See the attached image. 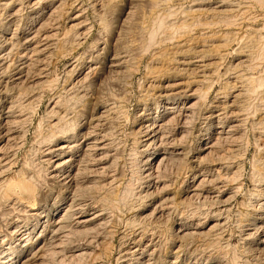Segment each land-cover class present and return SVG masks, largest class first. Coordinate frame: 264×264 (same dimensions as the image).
Segmentation results:
<instances>
[{
	"label": "rangeland",
	"instance_id": "374dc122",
	"mask_svg": "<svg viewBox=\"0 0 264 264\" xmlns=\"http://www.w3.org/2000/svg\"><path fill=\"white\" fill-rule=\"evenodd\" d=\"M2 1L13 7L0 9V26L8 25L4 33L7 34L3 38L4 34H0V41L9 38L15 29L25 27L30 15L39 12L32 13L33 9H30L33 7L27 0ZM222 1L230 4L226 10L233 9V15L238 13L236 8H240L237 25L229 27L236 36L228 43L223 61H210L207 69H191L193 71L184 70L177 62L170 61L173 56L176 59L186 57L184 53L173 55L176 45L179 49L196 48L200 54L215 44L216 40L204 43L203 38L197 36L192 41L178 35L172 42L152 43L146 48L148 24L158 14L169 11L172 16L168 20L182 21L187 16L184 13L193 7L195 19L203 24L218 19L212 8ZM196 4L194 0H169L166 9L158 12L151 8L150 0H57L53 7H57L54 18L51 17L46 26V32L51 36L47 41L39 39V45H43L39 46L41 53L19 60L24 48L17 45L4 61L0 59V117L12 116L8 121L12 134L8 142H0L3 158L0 178L4 179L0 180V253L4 247L2 241L15 240V236L10 235L14 230L21 228L24 232L22 227L30 228L34 223V218L24 214L26 207L30 206L41 208L45 216L62 215L67 209L71 210V218L60 231L62 235L48 232L43 238L36 239L37 232H34L27 248L20 249L30 250L31 254L41 247V256L47 260L44 262L43 259V264H58L63 259L64 264H137L133 262L136 258L147 261V264H264V215L260 211L264 202V83L262 86L257 84L261 77L264 80V3L259 4L257 0H207L202 5ZM77 14L79 20L72 22ZM194 28L196 33L201 29L199 24ZM205 31L217 29L213 27ZM217 43L218 40L215 45ZM260 47L263 50L261 57L258 55ZM159 52L167 54L164 62L154 60L152 55ZM113 57L124 60L120 71H109L108 61ZM160 59L163 58L160 56ZM160 62L171 72L165 78L160 76L154 80L150 72L154 71V66L157 70ZM195 64L197 67L202 63ZM21 65L27 66L23 79L14 81ZM240 72L254 79L253 92L250 90L246 98L236 103L237 107L232 105L225 109L229 112H221L223 125L213 126L215 129L224 126L228 133L219 135L218 129L214 131L213 126L207 124L208 112L213 102H224L223 98L230 90L224 92L222 89ZM205 75L211 78L208 84L202 81ZM190 78L199 82L193 87L196 89L194 97L200 100L201 93L207 92L204 98L197 100L191 122L184 126L172 121L164 131L163 144L147 145L143 123L155 116L157 106L156 96L148 92V88L154 83L155 86L158 84L157 87L170 85L169 90L177 91V88L186 86ZM173 84H177L176 87L173 88ZM57 102L60 105H54ZM239 104L242 105L240 108ZM59 119L65 120H61V124L69 125V131L56 134L58 140L70 139L73 133H76L78 144L83 143V136L89 139L84 142L87 146L79 145L74 151L80 178L78 185L70 189L51 178L52 168L46 161L48 158H44L48 144L45 142L51 133L49 126ZM228 121L235 122L232 125ZM230 126L235 127L230 129ZM2 132L4 130L0 127L1 135ZM204 134L205 139L207 134L219 135L213 137V142L220 138L217 145L207 151H201L206 147L200 140ZM95 140L104 146L102 150L88 147V143ZM172 148L181 150V155H167L165 149ZM153 154H159L160 164L152 162L150 156ZM8 178H13L15 183L27 184L32 195L19 188L4 195L3 182ZM77 215L97 218L86 229L80 230L74 228ZM45 220L43 218L42 222ZM180 227H183L182 232H178ZM35 241L38 245L33 248ZM139 242L142 244L136 256L124 254ZM77 248L85 252V257L80 260L71 257ZM52 252L55 256L51 259Z\"/></svg>",
	"mask_w": 264,
	"mask_h": 264
},
{
	"label": "bare ground",
	"instance_id": "6f19581e",
	"mask_svg": "<svg viewBox=\"0 0 264 264\" xmlns=\"http://www.w3.org/2000/svg\"><path fill=\"white\" fill-rule=\"evenodd\" d=\"M31 7L30 10L33 9V12L34 13L36 10L39 12H35L34 14L30 15L31 17H29V21L26 23V26L21 28H17L14 30V32L12 33V35H10L9 38H5L4 37V40H1L0 41V59L2 61L5 60V57H7L8 55H10L12 52V50L17 46V45H20L21 47H23V54L21 57H19V60L20 59H25L27 55H30L29 57H31L32 54H40L41 52L39 51V46H43V45H39L41 43V41L39 40L40 38H43L44 41H47L50 36L48 35L49 33L46 32V26H47V23L49 22V20L53 17V15H55V8L54 7V4L57 0H27ZM169 0H150V4H151V8H153V10H163L165 8V5L168 3ZM180 1V0H179ZM193 1V0H192ZM260 3H264V0H257ZM195 3H198L196 4V6L198 5H202L204 3L207 2V0H194ZM241 2V1H240ZM59 4V3H58ZM170 5V4H169ZM192 5V4H191ZM190 5V6H191ZM209 5H211L209 3ZM230 5V4H229ZM226 1H222V2H219L217 3L216 7L215 8H212L213 11H215V15L218 16V19L217 20H213L212 22H207V23H201L200 22L198 23L197 20L195 19L194 17V12H196V10H193V7L192 8H189L184 14H187V16L185 17L184 20L182 21H178V20H168L171 16H172V12H169V11H165L163 12V14H158V16H154L155 18H153V21L151 24H148L149 26L147 27V34H148V38H149V41L147 40V45H146V48L148 45L152 44V43H156V45L158 44H165V43H162V42H165L168 40V42H172L174 41L173 39L175 38H178L177 36L178 35H181V37H186L185 39H188V40H192L194 41L196 37L194 36H197V37H201L203 39H201L204 43L208 42V41H211L212 40H216L215 41V44L218 40V45H215V44H212L210 47H207L206 49H203V51L199 54L198 52L195 51V49H191V48H188V47H185L181 49H179V46H175L174 48V51H173V55H177V53H184V55L186 56L185 58L183 59H176L174 56L173 58L170 59L173 60L174 62H177L179 66L182 67V69H186V70H190V71H193L194 69H207L209 66H210V61H213L214 62H218V61H221L225 55V51L228 47V43L231 41L232 38H234L236 36L235 33H231V31H229V27L230 26H236V22L238 21V13L240 12V8H236L237 9V12L236 15H233L232 13L234 12L233 9H230V11L226 10V8H228L229 6ZM233 5V3H232ZM239 5V4H238ZM262 5V4H261ZM260 5V6H261ZM264 5V4H263ZM29 6V5H28ZM47 6V7H46ZM215 6V4H214ZM240 6V5H239ZM10 7H13L12 4L10 3H6L2 0H0V9H7V8H10ZM211 7V6H210ZM179 8V7H178ZM202 8V7H201ZM209 8V7H208ZM46 9H48L49 12H45L47 11ZM166 9V8H165ZM170 9V7L168 8ZM205 10V8H204ZM172 11V10H171ZM211 11V10H210ZM228 11V12H227ZM236 11V10H235ZM77 12V10H76ZM80 12V11H79ZM152 12H155V11H152ZM151 12V13H152ZM174 12V11H173ZM183 12V11H182ZM231 12L232 15H229V13ZM178 13V12H177ZM154 14V13H153ZM183 14V13H182ZM72 15V14H71ZM174 15V13H173ZM177 15V14H176ZM213 15V14H212ZM211 15V16H212ZM58 16V15H57ZM79 14L73 16L72 18V22L73 21H76V20H79L78 17ZM183 16V15H182ZM1 18V17H0ZM199 18V16H198ZM52 21V20H51ZM203 21V20H202ZM208 21V20H207ZM205 22V21H204ZM54 23V22H53ZM9 24V23H8ZM11 24V23H10ZM52 24V22L50 23ZM55 24V23H54ZM199 24V26L201 27V29L198 31V33L194 32V27H196L197 25ZM3 25L1 28H0V34H4L5 33V30L6 28L8 27L7 24H1ZM53 26V25H52ZM16 27V26H15ZM204 27V28H203ZM215 28L217 29V31H205L206 29L207 30H210L211 28ZM56 28V27H55ZM198 28V27H197ZM196 28V29H197ZM48 29V28H47ZM233 29V28H232ZM76 30V29H75ZM51 31V30H49ZM56 31V30H55ZM146 31V30H145ZM55 33V32H54ZM76 33V32H75ZM243 33V32H242ZM246 33V32H245ZM7 34V33H6ZM6 34L4 35H0L1 38H3V36H6ZM160 35V36H159ZM55 36L54 34L52 35V37ZM73 36V35H72ZM63 37V36H61ZM207 37V38H206ZM242 37V36H241ZM240 37V39H241ZM66 38V37H65ZM72 38V37H71ZM237 38V37H236ZM64 39V38H63ZM74 39V38H73ZM147 39V38H146ZM197 39V38H196ZM239 39V40H240ZM42 40V39H41ZM42 40V41H43ZM249 41V39H247ZM253 40V39H252ZM62 41V40H61ZM65 41V40H64ZM186 41V40H184ZM247 41V42H248ZM50 42V40H49ZM66 42V41H65ZM146 42V41H145ZM183 42V41H182ZM212 42V41H211ZM237 42V41H236ZM255 42V40H254ZM46 43V42H43V44ZM64 43V42H63ZM180 43V42H179ZM184 43V42H183ZM61 44V43H60ZM203 44V43H202ZM245 44V43H243ZM241 44V45H243ZM253 44V43H252ZM47 45V44H46ZM59 45V44H58ZM70 45V44H69ZM174 45V44H173ZM179 45V44H178ZM181 45V44H180ZM206 45V44H205ZM209 45V44H208ZM249 45V44H248ZM258 47L257 44H254V47ZM261 46V44H259ZM48 46V45H47ZM46 46V47H47ZM64 46V45H63ZM165 46V45H164ZM201 46V45H200ZM240 46V45H238ZM250 46V45H249ZM262 46L264 47V45L262 44ZM19 47V46H18ZM46 47H44L46 49ZM68 47V46H67ZM158 47V46H157ZM241 47V46H240ZM246 47V46H245ZM143 48V47H142ZM152 48V47H150ZM169 48V47H167ZM244 48V46H243ZM251 48V47H250ZM60 49V47H59ZM163 49V48H162ZM202 49V47H201ZM240 49V48H239ZM239 49L237 51H239ZM252 49V48H251ZM254 49V48H253ZM259 49V48H258ZM42 50V49H41ZM143 50V49H142ZM145 50V49H144ZM143 50V51H144ZM198 50V49H197ZM245 50V49H244ZM257 50V49H256ZM259 56H263V50L259 49ZM60 51V50H59ZM156 51V50H155ZM228 51V50H227ZM241 51V50H240ZM258 51V50H257ZM65 52V51H64ZM149 52V50L147 51ZM168 52V50H167ZM234 52V51H233ZM47 53V52H46ZM62 53V52H61ZM60 53V54H61ZM213 53V56L210 54ZM239 53V52H238ZM241 53V52H240ZM249 53V52H247ZM246 53V54H247ZM252 53V52H251ZM149 54V53H147ZM165 54H163V52H159L158 54H153L152 56L154 57V60H157V61H161V62H164V57H165ZM198 54V55H196ZM236 54V53H235ZM243 54V53H241ZM115 55V54H114ZM120 55V54H119ZM228 55V54H227ZM248 55V54H247ZM41 56V55H40ZM116 56V55H115ZM160 56L161 58L163 59H160ZM167 56V54H166ZM169 56V54H168ZM226 56V55H225ZM249 56L250 53H249ZM27 56V59L29 58ZM110 57V56H109ZM239 57V56H238ZM260 57L258 59H260ZM45 58V57H44ZM200 58V59H198ZM247 58V57H246ZM250 58V57H249ZM257 58V56H256ZM30 59V58H29ZM34 59V58H33ZM37 59V58H35ZM109 59V58H108ZM125 59V58H124ZM127 59V58H126ZM225 59V58H224ZM257 59V60H258ZM128 60V59H127ZM123 61H121V59L117 58V57H113L110 59V61H108V69L109 71L113 72V71H117L121 69V66L123 65ZM129 61V60H128ZM127 61V62H128ZM131 61V60H130ZM168 61V63L170 62ZM223 61V60H222ZM250 61V60H249ZM126 62V61H125ZM161 62H160V65H161ZM198 62H201L202 64L201 65H197L196 67V64L195 63H198ZM209 62V63H208ZM244 62V61H243ZM26 63V62H24ZM241 63V62H240ZM253 64V61L250 62ZM35 64V63H34ZM130 64V62H129ZM167 64V63H166ZM213 64V63H212ZM216 64V63H214ZM249 64V63H248ZM2 65V64H1ZM30 65V64H29ZM41 65V64H40ZM170 65V63L168 64ZM172 65V64H171ZM251 66V64H249ZM248 65V67H249ZM34 66V65H33ZM154 66V64L152 65ZM177 66V65H176ZM257 66V65H256ZM155 67V66H154ZM153 67L154 71L152 70L150 72V74H152L154 76V80H156V78H159L160 76L165 78V76L169 75L170 72H171V69L167 68V66H164L161 65L160 67H158L157 70H155V68ZM171 67V66H170ZM175 67V66H174ZM245 67V66H244ZM254 67V66H253ZM6 68V67H5ZM27 68V66L25 67V65H21L20 68L16 71V77L14 79L17 80V81H20L21 79H23L22 75L24 73V70ZM31 68V67H30ZM152 68V67H150ZM247 68V67H246ZM251 68V67H250ZM90 69V68H89ZM178 69V68H177ZM193 69V70H191ZM234 69V68H233ZM249 69V68H247ZM4 70V69H3ZM85 70V69H84ZM130 70V69H129ZM173 70V69H172ZM195 70V71H196ZM250 70V69H249ZM254 70V69H253ZM6 71V70H5ZM33 71V70H32ZM31 71V72H32ZM92 71V70H91ZM131 71V70H130ZM175 72V70H173ZM172 71V72H173ZM248 71V70H247ZM252 71V70H250ZM2 72V71H1ZM87 72V71H86ZM183 72V71H182ZM243 72V71H242ZM246 72V71H244ZM249 72V71H248ZM42 73V72H41ZM122 73V72H121ZM185 73V72H184ZM194 73V72H193ZM205 73V72H204ZM209 73V71H208ZM239 73V72H238ZM241 73V72H240ZM250 73V72H249ZM47 74V73H46ZM44 75V74H43ZM42 75V76H43ZM88 75V74H87ZM112 75V74H111ZM152 75H150V77H152ZM84 76V75H83ZM115 76V75H114ZM178 76V75H177ZM181 76V75H180ZM190 76H193L192 74ZM254 76V75H253ZM22 77V78H21ZM87 77V76H86ZM85 77V78H86ZM179 77V76H178ZM223 77V76H222ZM228 77V76H226ZM252 77V76H251ZM249 77V75H247L246 73L245 74H239L238 76H236L235 78H232V82H226L227 86L224 87V89H222V91L224 90V92L230 90L228 93L225 94L226 98H223L224 99V102H220V100L218 101H215L213 102L212 106H211V110L208 112V117H207V121L208 123L207 124H210L211 126L213 125H218V124H222V121H221V112L223 111H227L225 109L227 108H231L232 105L237 107L236 103H238L242 98H246L247 94H249L251 87H252V84H254V79ZM163 78V79H164ZM195 78V76H194ZM262 78V77H261ZM258 81V78H257V84L259 86H262L263 83H264V80L261 79ZM197 79V78H196ZM201 79V78H199ZM225 79V78H224ZM223 79V80H224ZM150 80V79H149ZM161 81V79H159ZM174 80V79H173ZM185 80V79H184ZM211 80L210 77H206L203 76L202 77V81L205 82V84H208L209 81ZM213 80V79H212ZM221 80V79H220ZM256 80V78H255ZM13 81V82H14ZM40 81V80H39ZM152 81V80H150ZM163 81V80H162ZM201 81V80H200ZM226 81V80H225ZM229 81V80H227ZM43 82V81H42ZM154 82V81H153ZM156 82V81H155ZM184 82V81H183ZM188 84L186 86H184L183 88H177L178 90L177 91H173V90H169V87L168 86H165V87H160V85L157 87L158 84H156V86L154 85H150V87L148 88V92H151V94L153 96H156V98L154 99L155 101V105L156 106V112H155V116L151 119H147L144 121L143 123V126H144V142L147 143V145H151V144H155L156 142L160 144H163L162 143V137L164 136V131L168 128V125H170V123L172 121H175L174 123L176 124L178 122L181 123L182 125H186V123H190L191 119H192V113L193 111L195 110V106L197 104V98L194 97L195 96V92H196V89L193 87L195 86V84H199V82H194V79L193 78H190L189 81H187ZM52 83V82H51ZM152 83V82H150ZM163 83V82H162ZM225 83V82H224ZM1 84V82H0ZM50 84V83H49ZM149 84V83H148ZM179 84V83H178ZM192 84V85H191ZM256 84V83H255ZM174 85V84H173ZM172 85V86H173ZM177 85V84H175ZM173 86L176 87V86ZM181 85V83H180ZM145 86H147L145 84ZM197 86V85H196ZM209 87V85H207ZM230 87V88H229ZM76 88V87H75ZM147 88V87H146ZM159 88V89H158ZM253 88H256V87H253ZM146 90V89H145ZM202 90V89H201ZM205 91V89H204ZM256 91V90H255ZM143 92V90H142ZM202 92V91H201ZM223 92V94H224ZM253 92V90H252ZM197 94V93H196ZM200 94V93H199ZM2 95V94H1ZM23 95V94H22ZM21 95V96H22ZM25 95V93H24ZM198 95V94H197ZM207 95V92H203L201 93L200 95V100L201 98H204L205 96ZM222 95V94H221ZM199 96V95H198ZM251 96V95H250ZM24 98V97H23ZM11 99V98H10ZM16 99V98H15ZM19 99V98H18ZM60 99V98H59ZM147 99V98H146ZM193 99L194 102L192 101ZM250 99V98H249ZM32 100V99H31ZM58 100V98H57ZM56 100V101H57ZM79 100V99H78ZM198 100V101H200ZM61 101V100H60ZM243 101V100H242ZM248 101V99H247ZM66 102V101H65ZM153 102V101H152ZM14 103V102H13ZM240 103V102H239ZM248 103V102H247ZM59 104V102H57L56 104L54 105H57ZM64 104V103H63ZM61 104V105H63ZM60 105V104H59ZM198 105V104H197ZM201 105V104H200ZM240 105L239 104V108H240ZM244 105V103H243ZM32 106V105H31ZM66 106V105H65ZM242 106V105H241ZM14 107V106H13ZM12 107V108H13ZM234 107V108H235ZM25 108V107H24ZM53 108V107H52ZM104 108V107H103ZM206 108V107H205ZM209 108V107H208ZM238 108V109H239ZM201 109V108H200ZM26 110V109H25ZM154 110V109H153ZM209 110V109H208ZM234 110V109H233ZM237 110V108H236ZM242 110V109H241ZM11 111V110H9ZM60 111V110H59ZM103 111V110H102ZM152 110H150L151 112ZM232 111V110H230ZM246 111V109H245ZM196 112V111H195ZM229 112V111H227ZM247 112V111H246ZM9 113V112H8ZM231 113V112H230ZM235 113V112H234ZM239 113V112H238ZM241 113V112H240ZM1 114V113H0ZM104 114V113H103ZM148 114V113H147ZM228 114V113H227ZM226 114V115H227ZM50 115V114H49ZM102 115V114H101ZM225 115V116H226ZM230 115V114H229ZM9 116H11L10 114H6V115H3L0 117V127L4 130V133L1 135L0 134V142L4 141V142H8V138H10V135L12 134L11 131L9 130L10 127L8 128L9 126ZM62 116V115H61ZM65 116V115H64ZM232 116V115H231ZM234 116V114H233ZM12 117V116H11ZM227 117V116H226ZM239 117V116H238ZM242 117V116H241ZM62 118V117H60ZM67 118V117H66ZM99 118V117H98ZM229 118H231L229 116ZM228 118V119H229ZM236 118V117H235ZM244 118V117H243ZM242 118V120H243ZM64 119V118H63ZM63 119H59L57 121L56 124L52 125V126H49L51 127L50 131V135L47 137L46 139V142L45 143H48L47 144V147L46 149L44 150V155L45 157L44 158H48L46 161L47 163L51 166L52 168V172H51V178L55 181L56 180H59L60 183L62 184H65L67 187H69V189L71 187H76V185H78V178H80V171L75 167L76 163L78 162L77 160V156H75L74 154V151L76 149L79 148V145H82L84 144V142H88L89 139H86V136H83V143H80L78 144V142L75 140V137H76V133H73V136L72 138L70 139H62L60 138L61 140H58V138H56V134H65L66 132L69 131L68 129V126H66L65 124H61ZM20 120V119H19ZM22 120V119H21ZM20 120V121H21ZM67 120V119H66ZM225 120V118H224ZM234 120V119H233ZM11 121V120H10ZM14 121V120H13ZM65 121V120H63ZM74 121V120H73ZM101 121V120H100ZM177 121V122H176ZM206 121V122H207ZM231 121V120H230ZM16 122V121H15ZM55 122V121H54ZM205 122V121H204ZM229 122V121H228ZM233 122L235 121H232V122H229L230 124L233 125ZM243 122H246V120H243ZM173 123V122H172ZM237 123V122H236ZM12 124V123H11ZM67 124V123H66ZM174 124V126H175ZM177 124V125H178ZM225 124V123H224ZM13 125V124H12ZM176 125V126H177ZM14 126V125H13ZM12 126V127H13ZM72 126V125H71ZM188 126V125H187ZM186 126V127H187ZM221 126V125H220ZM185 127V128H186ZM229 127V126H228ZM235 127V126H234ZM233 126H230V129L234 128ZM38 128V127H37ZM181 128V127H180ZM185 128H183L185 130ZM207 128V127H206ZM12 129V128H11ZM170 129V128H169ZM182 129V130H183ZM211 129V128H210ZM213 129L214 126H213ZM218 129L219 132H217V134L219 135H223L226 133L224 126H221V127H218L216 128ZM214 130V131H217V130ZM228 129V128H227ZM229 129V131H230ZM254 129V128H253ZM77 130V129H76ZM206 130V129H205ZM245 130V129H244ZM242 130V131H244ZM74 131V130H73ZM174 131V130H173ZM176 131V130H175ZM212 131V130H211ZM263 131V130H262ZM15 132V131H14ZM55 132V133H54ZM180 132V131H179ZM183 132V131H182ZM20 133V132H19ZM84 133V132H83ZM139 133V132H138ZM184 133V132H183ZM211 133V132H210ZM228 133V132H227ZM226 133V134H227ZM230 133V132H229ZM261 133V132H260ZM46 134V133H45ZM215 134V133H214ZM216 134V135H217ZM262 134V133H261ZM72 135V134H71ZM141 135V134H140ZM175 135V134H174ZM185 135V134H184ZM216 135H209L207 134L206 135V139L204 138L205 134L201 136V141L202 142H205V145L206 147L201 151H207L209 150L210 148H213L217 145L218 142L216 141H219V139L215 140V142H213V137H216ZM217 135V136H219ZM259 135V134H258ZM68 136V135H67ZM232 136V134H231ZM230 136V137H231ZM79 137V135H78ZM166 137V136H165ZM221 137V136H220ZM13 138V137H12ZM181 138V137H180ZM228 138V136H227ZM233 137H231L232 139ZM241 138V137H240ZM260 138V136H259ZM14 139V138H13ZM41 139V138H40ZM86 139V140H85ZM10 140V139H9ZM18 140V139H17ZM142 140V139H141ZM43 141V140H42ZM41 141V142H42ZM143 141V140H142ZM164 141V140H163ZM199 141V140H198ZM180 143V142H179ZM182 143V142H181ZM248 143V142H247ZM4 144V143H3ZM2 144V145H3ZM88 147H93V149L95 148L96 150H102L104 148V146H102V144L99 142H96L95 141H92V142H89L88 143ZM165 144V143H164ZM220 144V143H219ZM231 144V143H230ZM233 144V143H232ZM231 144V145H232ZM1 147H4L2 146ZM85 146H87L86 144H84ZM157 145V144H155ZM158 145V147H160ZM168 145V144H167ZM180 145V144H179ZM11 146V145H10ZM46 146V145H45ZM165 146V145H164ZM169 146V145H168ZM81 147V146H80ZM149 147V146H148ZM153 147V146H152ZM157 147V149H159ZM166 147V146H165ZM12 148V147H11ZM86 148V147H85ZM90 148V149H91ZM176 148V146H175ZM175 148H172V149H165L167 153V155H171V156H180L181 155V150H178V149H175ZM7 149H10V148H7ZM89 149V148H87ZM183 149V148H182ZM152 150V149H150ZM154 150V148H153ZM230 150V149H229ZM6 151V150H5ZM92 151V150H91ZM218 151V150H217ZM222 151V150H221ZM232 151V150H231ZM16 152V151H15ZM161 152V151H160ZM183 152V151H182ZM185 152V151H184ZM230 152V151H229ZM0 153H1V148H0ZM4 153V152H3ZM2 154V153H1ZM232 154V153H231ZM5 155V154H3ZM105 155V154H104ZM233 155V154H232ZM103 156V155H102ZM170 156V158H171ZM50 157V158H49ZM106 157V156H105ZM150 157H152V162H158V158H159V154H153L151 155ZM218 157V156H217ZM221 157V156H220ZM95 158V157H94ZM169 158V157H168ZM179 158V157H178ZM223 158V157H222ZM229 158V157H228ZM91 159V158H90ZM102 159V158H101ZM104 159V158H103ZM172 159V158H171ZM184 159V158H183ZM182 159V160H183ZM217 159V158H216ZM219 159V157H218ZM100 160V159H99ZM164 160V159H163ZM176 160V159H175ZM181 160V159H180ZM220 160H222L220 158ZM3 161V158L2 156L0 155V163ZM7 161V160H6ZM45 161V162H46ZM179 161V160H178ZM5 162V161H4ZM10 162V161H9ZM149 162V161H148ZM160 162V161H159ZM158 162V163H159ZM7 162H5L6 164ZM179 163V162H178ZM8 164V163H7ZM160 164V163H159ZM228 165V164H227ZM1 166V165H0ZM143 167V166H142ZM157 167V166H156ZM67 168V169H66ZM203 169V168H202ZM10 170V169H9ZM95 170V169H94ZM3 171V169L1 170V172ZM5 171V170H4ZM103 171V170H102ZM98 172V171H97ZM149 172V171H148ZM150 173V172H149ZM203 173V172H202ZM8 174V173H7ZM10 174V173H9ZM2 174H0L1 176ZM147 175V173H146ZM201 175V173H200ZM199 175V177H200ZM144 176V175H143ZM235 176V175H234ZM15 177V176H14ZM10 178V177H9ZM9 178L7 180H5L3 183H4V195L6 194H10V192L14 191L15 189L17 190L18 188L20 190H23L24 192H26L27 195H32V192L29 191V189L26 188L27 184L25 185L23 182H20V183H15L13 182V178H11V180H9ZM16 178V177H15ZM85 178V177H84ZM0 180H2L0 178ZM4 180V179H3ZM2 180V181H3ZM84 180V179H83ZM195 180V179H194ZM1 181V182H2ZM58 181V182H59ZM86 181V180H85ZM197 181V180H196ZM0 182V183H1ZM27 182V181H26ZM57 182V181H56ZM199 183V182H198ZM58 184V183H57ZM80 184V183H79ZM202 184V183H201ZM205 184V183H204ZM262 184V183H261ZM264 184V183H263ZM92 185V184H91ZM2 186V185H1ZM259 186V185H258ZM79 187V186H78ZM199 187V185H198ZM87 188V187H86ZM75 189V188H74ZM201 189V188H200ZM199 190V189H198ZM222 190V189H221ZM263 190H264V187H263ZM226 191V190H225ZM22 192V191H21ZM194 192V191H193ZM196 192V191H195ZM143 193V192H142ZM221 193V192H220ZM259 193V192H258ZM17 194V193H16ZM220 196V194H219ZM18 197V196H17ZM217 197V196H216ZM26 198V197H25ZM219 198V197H218ZM13 200V199H12ZM264 200V199H263ZM1 201V200H0ZM15 201V200H14ZM24 201V200H23ZM33 201V200H32ZM11 202V201H9ZM16 202V201H15ZM12 204H15V203H12ZM25 204V203H24ZM33 204V203H32ZM79 204V203H78ZM85 204V203H84ZM18 205V204H17ZM23 205V204H22ZM29 205V204H28ZM75 205V204H74ZM7 206V205H6ZM16 206V204H15ZM20 206V205H19ZM33 206V205H32ZM72 207V206H71ZM70 207V208H71ZM81 207V206H80ZM25 207H23L24 209ZM78 208V207H77ZM260 211L262 212V215H264V202L260 205ZM73 210V209H72ZM161 210V208H160ZM44 211V210H43ZM57 211V210H56ZM71 211V210H69ZM68 209L63 212V214H48V215H44L42 214L41 212V208H35V207H26V209L24 210V214L27 215V217L29 218H34V223L31 225L30 228H25V227H22L24 232L21 231V228L18 230L17 228V231H14L10 234V235H14L15 236V240L14 241H2V243H4V247L2 248L3 251L0 253V264H29L30 262L32 263H35V262H39L40 264L44 263V262H47V260L45 261V258H43L41 256V247H37L36 250H33L34 252L33 253H29L30 250H26V251H22L20 250L21 248L22 249H25L27 248V244H29L30 242V236L32 233L34 232H37V238L36 239H39L38 237H42L45 236L46 233L50 232L51 235H57L61 229H63L62 227H64V223H66L70 218H71V214L69 213ZM99 211V210H98ZM74 212V211H73ZM84 212V211H83ZM55 213V212H54ZM21 214V213H20ZM46 214V213H45ZM44 215V216H43ZM98 215V214H97ZM253 215V214H252ZM91 217V216H90ZM99 217V216H98ZM45 219V221L42 222V219ZM97 218V216H94L93 218H85L83 215H77L75 218H74V228L75 229H80L82 230V228H85L87 226L90 225V223L92 221H95V219ZM257 219V218H256ZM255 220V219H254ZM263 221V220H262ZM250 223V222H249ZM185 225V223H184ZM96 226V225H95ZM28 227V226H27ZM190 227V226H189ZM15 228V227H14ZM25 228V229H24ZM96 228V227H95ZM98 228H100L98 226ZM86 229V228H85ZM84 230V229H83ZM89 230V229H88ZM183 230V227H180L178 229V232H182ZM70 231V230H69ZM72 231V230H71ZM85 231V230H84ZM9 232V231H8ZM79 232V231H78ZM184 232V231H183ZM187 232V231H186ZM10 233V232H9ZM79 233H86V232H79ZM78 233V234H79ZM89 233V232H88ZM61 234V232H60ZM59 234V236H60ZM94 234V233H93ZM62 235V234H61ZM74 235V234H73ZM94 236V235H93ZM136 236V235H135ZM64 236H62L63 238ZM69 237V236H68ZM74 237V236H73ZM72 237V238H73ZM76 237V235H75ZM88 237V236H87ZM92 237V236H90ZM98 237V236H97ZM86 238V237H85ZM264 238V237H263ZM66 239V238H64ZM68 239V238H67ZM87 239V238H86ZM128 239V238H127ZM34 240V239H33ZM58 240V239H57ZM56 240V241H57ZM63 240V239H62ZM147 240V239H146ZM54 241V240H53ZM60 241V240H59ZM72 241V240H71ZM66 242V241H65ZM138 242V241H137ZM91 243V242H90ZM140 243H135L134 246H132V248H129L127 250V252H125L124 254L126 255H129V256H136V253L137 251L139 250V247H140ZM23 244V246H21ZM57 244V243H56ZM59 244V243H58ZM76 244V243H75ZM142 244V243H141ZM154 244V243H153ZM38 245V242L35 241V243H32V246L33 248L35 246ZM55 245V244H54ZM53 245V246H54ZM6 246V247H5ZM21 246V247H20ZM89 246V245H88ZM57 247V245H56ZM55 247V248H56ZM72 247V245H71ZM32 248V249H33ZM53 248V247H52ZM80 248V247H78ZM76 249L75 251H72V255L71 257L72 258H80V257H85L84 256V253L82 250L80 249ZM125 248V247H123ZM82 249V248H81ZM146 250V249H145ZM142 251V250H140ZM144 251V250H143ZM50 252V251H49ZM66 252V251H65ZM70 252V251H69ZM124 252V251H122ZM52 256H51V259L52 257H54L55 253H51ZM50 254V255H51ZM54 255V256H53ZM124 255V256H125ZM62 258V257H61ZM72 258H70L72 260ZM132 258V257H131ZM136 258V257H135ZM133 258V259H135ZM43 259H44V262H43ZM60 259V258H59ZM81 259V258H80ZM79 259V260H80ZM57 260V259H56ZM62 260V259H61ZM59 260V262L61 261ZM74 260V259H73ZM74 260V262H75ZM125 260V259H124ZM64 261V259H63ZM62 261V262H63ZM68 261V260H67ZM129 261V260H128ZM54 262V261H53ZM58 263V264H64V263ZM71 262V261H70ZM80 262V261H79ZM133 262L137 263V264H147V261H141L140 258H136ZM132 262V263H133ZM69 263V262H68ZM67 263V264H68ZM131 263V262H130ZM57 264V263H56ZM66 264V262H65ZM70 264V263H69Z\"/></svg>",
	"mask_w": 264,
	"mask_h": 264
}]
</instances>
